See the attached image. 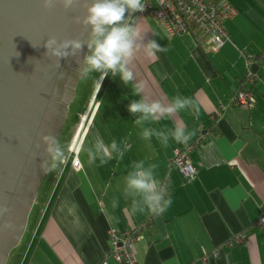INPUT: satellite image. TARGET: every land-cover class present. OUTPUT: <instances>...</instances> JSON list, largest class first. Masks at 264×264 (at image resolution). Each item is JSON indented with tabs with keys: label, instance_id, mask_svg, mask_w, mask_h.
<instances>
[{
	"label": "crops",
	"instance_id": "crops-1",
	"mask_svg": "<svg viewBox=\"0 0 264 264\" xmlns=\"http://www.w3.org/2000/svg\"><path fill=\"white\" fill-rule=\"evenodd\" d=\"M225 1L236 13L224 20L228 36L216 50L201 48L186 35L169 36L157 21L136 19L145 43L154 39L168 50L153 58L141 50L129 65L131 88L116 83L131 98L123 99L121 126L110 143L115 140L119 150L125 143L130 147L122 158L113 153L101 165L99 159L89 164L75 145V156L54 172L58 180L39 201L10 264H100L105 258L117 264L108 253L110 228L139 229L137 264H264V227L259 226L264 216V0ZM251 63L257 64L256 81L242 85L253 104L232 106ZM139 82L144 83L141 95L150 100L167 104L180 96L192 104L171 118L137 125L139 113H130L128 106L140 99L132 90ZM177 124L191 134L187 143L170 137L165 147L155 136L141 137L145 128L170 133ZM91 127L94 142L99 137L110 144L96 125ZM191 144L193 172L183 174L171 161L175 151ZM139 161L157 165L156 178L169 186L172 203L160 216L131 212L124 178Z\"/></svg>",
	"mask_w": 264,
	"mask_h": 264
},
{
	"label": "water",
	"instance_id": "water-1",
	"mask_svg": "<svg viewBox=\"0 0 264 264\" xmlns=\"http://www.w3.org/2000/svg\"><path fill=\"white\" fill-rule=\"evenodd\" d=\"M86 2L91 0H74L65 9L62 0H53L51 8L44 0H0V264H7L24 234L36 195L33 191L27 205L20 204L19 195L29 178L37 179L33 172L40 151L37 133H46L50 109L57 104L50 95L63 60L56 67L44 44L50 36L58 41L81 36L82 26L74 18L83 17ZM86 52L85 46L81 59ZM256 69L253 63L249 72ZM79 78L75 63L60 102L65 110Z\"/></svg>",
	"mask_w": 264,
	"mask_h": 264
},
{
	"label": "clouds",
	"instance_id": "clouds-1",
	"mask_svg": "<svg viewBox=\"0 0 264 264\" xmlns=\"http://www.w3.org/2000/svg\"><path fill=\"white\" fill-rule=\"evenodd\" d=\"M62 4L65 9H69L73 6L74 0H62ZM44 6L51 8L53 0H44ZM83 7L85 14L83 17L76 16L74 22L82 26L81 36L86 33V39L78 36L75 39L64 38L58 41L55 36H50L44 44L46 56L55 58L56 67L60 66L61 60L76 57L82 79L93 73H100L103 80L111 73L113 77L118 75L125 86H128L134 81V73L129 65L138 52L142 50L147 58H153L157 52L168 50L167 46L162 47L154 39H148L145 43V34H141L135 24L134 14L144 11V0H91ZM85 46L87 52L81 59L79 54ZM143 89V82L133 84V95L139 96L140 99L132 101L128 106L130 113H139L138 119L134 122L137 125H142L146 121L171 118L192 104L190 99L180 96L173 97L167 104L161 100H150L141 95ZM37 136L39 142L36 147L39 148L41 143L45 146L44 152L41 153V171L45 174L57 171L69 159L66 145L52 134L37 133ZM152 136L159 139L165 147L170 137L177 143H187L191 139V134L186 133L180 124H177L170 133L148 128L141 133L145 140L151 139ZM129 147L130 145L125 143L123 150H119L115 140L105 144L102 138L97 137L95 150L89 149L87 152L88 163L93 164L99 159L103 165L113 158V153L122 158ZM81 150L83 151V148ZM132 167L133 170L124 178L125 195L132 198L131 212L147 211L155 216L162 215L170 207L172 199L154 174L157 165L145 167L144 161H139ZM112 206L116 207L115 201ZM69 212H72L71 208Z\"/></svg>",
	"mask_w": 264,
	"mask_h": 264
},
{
	"label": "built area",
	"instance_id": "built-area-1",
	"mask_svg": "<svg viewBox=\"0 0 264 264\" xmlns=\"http://www.w3.org/2000/svg\"><path fill=\"white\" fill-rule=\"evenodd\" d=\"M155 2V3H154ZM145 9L157 20L169 36L186 35L197 46L205 49H218L227 39V32L223 26L225 19L236 13L235 8L225 0H144ZM260 58V57H259ZM264 59V55L261 56ZM252 64V63H251ZM248 66V65H247ZM245 74L249 82L254 81L255 73ZM253 104L249 92L241 91L234 95L232 104ZM193 144L184 150L175 151L172 165L183 174L192 173L188 162V152ZM78 161H74L77 165ZM259 226L264 227V216L259 219ZM109 255L117 264H137L135 258V242L139 238V229L118 230L110 228ZM241 238L238 239L240 241ZM100 264H109L103 259Z\"/></svg>",
	"mask_w": 264,
	"mask_h": 264
},
{
	"label": "rangeland",
	"instance_id": "rangeland-1",
	"mask_svg": "<svg viewBox=\"0 0 264 264\" xmlns=\"http://www.w3.org/2000/svg\"><path fill=\"white\" fill-rule=\"evenodd\" d=\"M140 15L152 20L154 23L157 21L152 18L146 9H144L143 12H137L134 14L135 21ZM116 83L122 88H131V84L125 86L118 75L113 77L111 73H109V75L103 80H101L100 73H93L86 79H82L80 76L66 107L63 127L58 136V139L66 145L69 153V159L65 164L75 156L76 149L83 148V152L87 154L89 149L94 148L95 142L92 137V125L98 127L107 143H110V137L115 134L116 128H120L121 125L118 124L117 120L120 118L119 115L124 110H119L124 106L123 99L126 101V99L131 97H126V94L123 95L122 92L117 90L115 87ZM110 108H112V111L117 109L115 115H113ZM108 118L111 120H108ZM75 145H77V147L74 150ZM74 160L72 161V164L73 166H77L79 161L77 160L78 164L74 165ZM54 172L49 173L48 180H46L34 200L28 216L27 229L25 232H28L31 228L33 219L38 211L39 201L44 196H47L45 193L50 192L52 186L58 180ZM25 239L26 237L24 238L23 243L25 242ZM17 249L18 246L10 252L7 264H10V260L13 258Z\"/></svg>",
	"mask_w": 264,
	"mask_h": 264
},
{
	"label": "flooded vegetation",
	"instance_id": "flooded-vegetation-1",
	"mask_svg": "<svg viewBox=\"0 0 264 264\" xmlns=\"http://www.w3.org/2000/svg\"><path fill=\"white\" fill-rule=\"evenodd\" d=\"M80 56V55H79ZM77 63L76 57H70L67 60H63L61 63V74H59L55 80V83L53 84L50 100L51 102H54L53 104L56 105L51 107V112L53 113L52 117H50L49 121L46 125V133L45 134H52L58 138L61 129L63 127L64 122V112L65 109L61 105V100L64 95V90L67 87V79L69 74L71 73V70L73 68V65ZM44 145L41 143L40 145V151L37 157H34V164H33V172L37 176L36 181L29 178V180L26 183V186L24 188V191L20 193V200L21 205H27L29 204L32 196L36 195L40 192L42 189L44 183L46 180H48L49 173L45 174L40 169V163H41V153L44 152ZM34 191V193H33ZM18 196V194H17ZM30 214V213H29ZM28 220V219H27ZM27 226V224H26ZM26 230V228H25ZM24 230V233H25ZM20 244V243H19ZM18 246V245H17ZM16 246V247H17ZM15 248V247H14ZM13 248V249H14ZM11 252V251H10ZM10 254V253H9Z\"/></svg>",
	"mask_w": 264,
	"mask_h": 264
},
{
	"label": "trees",
	"instance_id": "trees-1",
	"mask_svg": "<svg viewBox=\"0 0 264 264\" xmlns=\"http://www.w3.org/2000/svg\"><path fill=\"white\" fill-rule=\"evenodd\" d=\"M246 75H243V79L241 80V86H240V88L235 92V94L234 95H236V94H238L239 92H241V91H246V92H248L246 89H245V87H244V85H242V81H244L245 82V80H246ZM254 80L256 81V75H255V77H254ZM253 83H254V81H253ZM232 106H234L233 104H232ZM235 106H238V105H235ZM180 150H184V148H181ZM171 165H172V161H171ZM173 166V165H172ZM174 167V166H173ZM162 186H164L167 190L169 189V186H168V184H167V182H166V180L165 181H163V183L161 184ZM21 244V243H20ZM20 244L18 245V247L20 246ZM189 264H192V263H189Z\"/></svg>",
	"mask_w": 264,
	"mask_h": 264
},
{
	"label": "bare ground",
	"instance_id": "bare-ground-1",
	"mask_svg": "<svg viewBox=\"0 0 264 264\" xmlns=\"http://www.w3.org/2000/svg\"><path fill=\"white\" fill-rule=\"evenodd\" d=\"M35 199H36V197H35ZM136 243V242H135Z\"/></svg>",
	"mask_w": 264,
	"mask_h": 264
}]
</instances>
